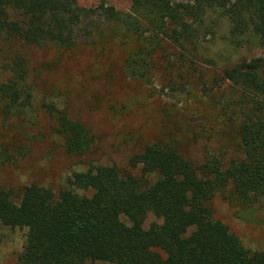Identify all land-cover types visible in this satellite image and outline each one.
I'll list each match as a JSON object with an SVG mask.
<instances>
[{"label":"trees","instance_id":"obj_1","mask_svg":"<svg viewBox=\"0 0 264 264\" xmlns=\"http://www.w3.org/2000/svg\"><path fill=\"white\" fill-rule=\"evenodd\" d=\"M98 1L99 9L89 11L78 0H0V53L2 46L14 43L72 49L81 32L95 25L96 16L116 18L106 0ZM131 1L144 13L133 28L138 33L145 26L149 35L142 33L141 44L136 40L138 47L126 52V75L151 83L154 72L161 70L170 84L176 81L174 72L180 80L194 76L213 101L214 91L238 92L244 159L224 165L210 157L199 164L170 145L154 143L132 159L146 176H156L153 183L115 166L98 165L73 174L58 194L37 184L20 191L1 188L0 222L28 230L18 264H264V251L246 249L216 218L212 205L229 187L235 199L264 197V59L216 68L198 47L205 16L213 8L229 18L235 42L253 32L264 45V0ZM206 65L210 68L204 69ZM2 75L3 115L9 119L30 110L34 93L27 59L20 53L3 59ZM44 108L55 119L66 152L88 155L95 135L56 106ZM149 214L162 224L146 230Z\"/></svg>","mask_w":264,"mask_h":264},{"label":"rangeland","instance_id":"obj_2","mask_svg":"<svg viewBox=\"0 0 264 264\" xmlns=\"http://www.w3.org/2000/svg\"><path fill=\"white\" fill-rule=\"evenodd\" d=\"M78 5L96 11L100 2L78 0ZM106 7L114 10L116 18L96 16L95 25L81 32L72 49L22 43L1 47V65L17 53L27 59L34 103L27 112L7 119L0 101V189L20 191L37 184L58 194L73 174L98 165L115 166L123 174L153 183L156 176H146L141 166L132 165V159L154 143L170 145L199 164L210 157L224 165L244 159L239 93L214 91L213 101L200 91L196 77L180 80L174 72L176 81L170 84L157 69L151 83L129 77L124 69L126 52L138 47L136 40L141 44L142 33L149 35L145 26L138 33L133 28L143 21L144 13L131 0H106ZM205 27L199 51L216 68L242 59H264V45L253 32L234 41L231 22L222 10L210 9ZM5 80L6 76H0V83ZM49 105L67 112L72 121L95 135L88 155L66 152L64 140L55 131L56 121L44 108ZM232 193L229 187L213 200L216 218L250 252L264 251V197L243 201ZM153 224L162 221L149 214L144 228L149 230ZM27 235V229H11L0 222V264H18Z\"/></svg>","mask_w":264,"mask_h":264}]
</instances>
